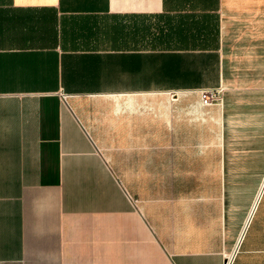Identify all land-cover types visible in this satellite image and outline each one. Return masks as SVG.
Returning <instances> with one entry per match:
<instances>
[{"label":"crops","instance_id":"obj_1","mask_svg":"<svg viewBox=\"0 0 264 264\" xmlns=\"http://www.w3.org/2000/svg\"><path fill=\"white\" fill-rule=\"evenodd\" d=\"M243 229L264 264V0H0V264H223Z\"/></svg>","mask_w":264,"mask_h":264},{"label":"built area","instance_id":"obj_2","mask_svg":"<svg viewBox=\"0 0 264 264\" xmlns=\"http://www.w3.org/2000/svg\"><path fill=\"white\" fill-rule=\"evenodd\" d=\"M193 91L199 94L200 101L205 106L218 105V104L221 106L224 105V103H223L224 87H222V86H218V88L202 87V89H196ZM179 93H182V92L179 90H172V91H170L169 95L171 96V98L175 99ZM67 96L68 95L66 93H61V97H62L63 101L66 100ZM244 232H245V230L243 229L242 233L238 237L235 248L231 252L225 254L223 264H234L233 261H234V258L236 256L237 251L240 248L239 244L241 242V239L243 238Z\"/></svg>","mask_w":264,"mask_h":264},{"label":"rangeland","instance_id":"obj_3","mask_svg":"<svg viewBox=\"0 0 264 264\" xmlns=\"http://www.w3.org/2000/svg\"><path fill=\"white\" fill-rule=\"evenodd\" d=\"M170 96V95H169Z\"/></svg>","mask_w":264,"mask_h":264}]
</instances>
